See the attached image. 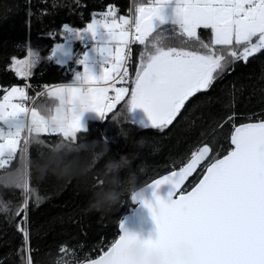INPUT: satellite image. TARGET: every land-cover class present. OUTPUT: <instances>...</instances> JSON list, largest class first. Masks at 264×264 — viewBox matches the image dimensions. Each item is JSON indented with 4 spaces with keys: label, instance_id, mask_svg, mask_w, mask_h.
Returning <instances> with one entry per match:
<instances>
[{
    "label": "trees",
    "instance_id": "obj_1",
    "mask_svg": "<svg viewBox=\"0 0 264 264\" xmlns=\"http://www.w3.org/2000/svg\"><path fill=\"white\" fill-rule=\"evenodd\" d=\"M151 1L0 0V101L8 89L21 87L26 76L48 86L73 81L82 67L78 61L90 44L83 38L72 40V58L61 62L52 47L70 38L71 31H65V25L82 29L109 7L119 17ZM178 29L168 23L156 31L172 33ZM197 34L200 41L210 42V29H198ZM196 43L195 39L182 37L173 46L193 50ZM129 49V92L112 112L88 118L85 128L71 140L60 133H41L25 148L23 136L15 157L0 168V264H28L29 260L31 264H77L95 257L99 248L106 250L117 237L118 221L132 205L129 173H135L137 188L178 168L206 144L213 150L211 159H206L188 179L182 188L186 191L206 164L230 150L233 124L264 118L262 50L247 62H235L208 90L190 98L167 128L142 124L127 102L145 48L132 42ZM30 52L34 53L35 63L31 74L22 77L16 72L15 61L28 59ZM56 104L57 100L45 92L32 108L49 116ZM233 115L234 121L225 122ZM140 138H145L143 147L137 146ZM122 155H128L130 167L120 170L117 176L108 171L106 162L119 160ZM141 164L143 171L138 168ZM18 170L23 173L27 190L17 186ZM113 189L122 193L119 201L105 203L97 210V201ZM25 204L22 222L17 212ZM18 227L26 230L27 237Z\"/></svg>",
    "mask_w": 264,
    "mask_h": 264
},
{
    "label": "snow or ice",
    "instance_id": "obj_2",
    "mask_svg": "<svg viewBox=\"0 0 264 264\" xmlns=\"http://www.w3.org/2000/svg\"><path fill=\"white\" fill-rule=\"evenodd\" d=\"M170 2L153 0L147 5L140 4L134 20L126 16L117 18L110 8L84 30L65 25V31H88L94 36L98 27L103 28L105 43L99 50L107 57L109 66L97 77L85 64V54L78 61L85 64L83 73H78L73 83L50 92L59 99V106L49 116L35 107H25L23 101L28 98L25 89L12 87L0 101V120L19 122L14 132L7 135L0 132V168L15 157L25 131L28 133L23 137L25 148L49 130L71 140L82 127L81 114L85 110L93 109L102 117L112 112L129 89L116 87L115 96L110 97L109 87L100 85L127 81L125 65L130 50H125L132 42L143 45L145 51L132 81L127 106L143 108L152 125L160 130L171 125L190 98L208 90L235 62H247L264 50V0H174L171 18L179 23V29L172 33L156 31L154 20L163 23L169 19L165 10ZM198 29L211 30L209 43L199 40ZM182 37L197 41L193 50L173 46ZM33 57L30 52L28 59L15 61L17 74L22 77L31 74ZM234 120L235 115L225 122ZM230 144L227 154L206 164L203 178L186 194L177 197V190L206 158L211 159L213 150L207 145L192 152L179 171L154 181L157 188L164 183L173 185L169 199L157 197L155 206L145 202L152 210L157 230L156 237L145 243L150 249L163 251L164 264H264V118L239 126L233 124ZM17 177V186L27 190L19 170ZM26 211L25 204L17 212L22 222ZM18 230L27 237L23 227ZM133 238L124 230L90 264H140L127 254ZM179 239L188 246L178 247Z\"/></svg>",
    "mask_w": 264,
    "mask_h": 264
},
{
    "label": "water",
    "instance_id": "obj_3",
    "mask_svg": "<svg viewBox=\"0 0 264 264\" xmlns=\"http://www.w3.org/2000/svg\"><path fill=\"white\" fill-rule=\"evenodd\" d=\"M131 111H132V114L137 118V120L139 122H141L142 124H145V125H152L150 118L148 117L147 113L144 111L143 108H140V107L133 108L131 106ZM257 121L258 120H251V121H245L242 123L257 122ZM242 123H239L235 126H239ZM232 131H233V129H232ZM232 131H231V133H232ZM230 136H231V134H230ZM229 142H230V137H229ZM204 145H206V144H203L200 147H203ZM225 154H227V152ZM225 154H223V155H225ZM223 155H221L220 157H222ZM220 157H218V158H220ZM188 159L178 168H174L172 170L161 173L158 176L149 180L148 182L144 183L143 185L137 187V189L140 190L139 198H137L134 193L130 194L129 199H130V202L132 205L129 207L128 211L125 212V214L122 216V218L118 221V224H117L118 235L114 239V241L119 238V235L123 234L124 230H127L129 233L136 234V235H138L144 239H147L150 237L151 238L156 237V235H157L156 223L152 217V211L149 209V207L146 206L145 202H150L153 206H155L157 197H160L164 200L169 199V192L173 191V185L170 183H164V184H161L157 188L154 186L153 183L155 180L161 179L165 175H170L173 171H179V169L181 167L186 165V163L188 162ZM214 161H215V159L212 160L211 162H214ZM204 162H202V164ZM211 162H209V163H211ZM200 166H198V168ZM198 168H197V170H198ZM204 170H205V168H204ZM204 170H203L202 174L200 175V177L197 179V181L189 189H187L186 191H182V188L184 187V185L186 184L188 179L190 177H192L195 174V172L190 177H188V179L185 180L184 184L181 185V188L177 190V197L179 194H186L187 192L191 191L199 183V180L203 178ZM174 196H175V193L173 192V197ZM183 243H186V241L183 239L177 240V246L178 247ZM110 245L107 247L106 250H104L98 256H95L91 259L83 260L77 264H90L91 260L98 259L100 255H103V253L108 250Z\"/></svg>",
    "mask_w": 264,
    "mask_h": 264
},
{
    "label": "crops",
    "instance_id": "obj_4",
    "mask_svg": "<svg viewBox=\"0 0 264 264\" xmlns=\"http://www.w3.org/2000/svg\"><path fill=\"white\" fill-rule=\"evenodd\" d=\"M152 2H153V0L150 3H152ZM150 3H147V4H150ZM173 7H174V0H171L169 6L166 8L165 11H166L167 15L169 16V19H168L169 20V24L176 25L179 28V23L178 22H174V20L171 18L172 17V8ZM110 8L113 9L112 7H109L104 12H102L100 14H97L94 18L95 19H101L102 18V14L107 12ZM117 18H119V17H117ZM86 26L84 28H82V29H77V30H84L86 28ZM105 37H106L105 30L103 28H99V27L97 28L95 36L91 32H88V31H81L79 33H77L76 31H71V35H70V38L68 40L55 43L53 45L52 49H54L56 45H59V47L56 48L54 53H55V55H57V57L60 59L61 62H67V61H69L72 58V52H73L72 51V40H74V39L79 40L81 38L85 39V41L90 44L89 47H87V49L85 51V54L87 55V59L85 61V64L87 65L88 69L92 72L93 75L99 77V76L102 75L104 68L109 66L108 62H107V57L105 56V54H103L99 50L101 47L104 46ZM100 62H104V64H105L103 69H100V67H99V63ZM85 64H82L81 69L78 70L75 73L73 81H71L69 83H64V84L51 85V86H49V88L47 90V93L50 95V92H52L53 89L59 88V87H62V86H67V85L73 83L74 80H75L76 75L78 73H83L84 68H85ZM116 84L119 85V84H123V83L121 81H117ZM10 90H11V88L8 89L4 95H6L7 92L10 91ZM50 96H53L57 100V104L55 105V107L53 109V113H52V114H55V110L59 106V99L55 95H50ZM2 100H3V98H2ZM13 102H18V101L14 100ZM87 112H88V109L85 110L81 114V125H82V127L79 130H82V129L85 128L86 121L89 118ZM1 125H2V122L0 121V132H2L3 134L7 135L4 132V130L1 129ZM48 133H57V132L49 131ZM60 134H62V133H60Z\"/></svg>",
    "mask_w": 264,
    "mask_h": 264
},
{
    "label": "clouds",
    "instance_id": "obj_5",
    "mask_svg": "<svg viewBox=\"0 0 264 264\" xmlns=\"http://www.w3.org/2000/svg\"><path fill=\"white\" fill-rule=\"evenodd\" d=\"M83 86V85H81ZM77 112H81V107L79 106V104L77 105ZM137 146L139 147H143L145 146V138H140L139 140H137ZM130 159L128 157V155H122L120 157L119 160H109L106 162V168L108 169V171H110L111 173H114L118 176V173L120 170H123L125 168H129L130 167ZM138 168L143 171L144 170V165L141 164L138 166ZM128 181L129 184L131 185V190L130 193H134L135 196L137 198H139L140 196V190L136 188L135 182V173H129L128 176ZM122 193L115 191V189H113L112 191H110L106 198H103L101 200L97 201V210H99V206H102L103 204L107 203V204H114L116 202L119 201L120 195ZM147 206V205H146ZM150 209V208H149ZM151 210V209H150ZM152 211V210H151ZM132 237H134L133 239H131L128 248H127V254L132 257L134 260L140 262V264H164V253L163 251L159 250V249H150L145 241L148 239H144L141 238L140 236L136 235V234H132ZM188 244L183 243L181 244L179 247L181 249L187 247Z\"/></svg>",
    "mask_w": 264,
    "mask_h": 264
},
{
    "label": "built area",
    "instance_id": "obj_6",
    "mask_svg": "<svg viewBox=\"0 0 264 264\" xmlns=\"http://www.w3.org/2000/svg\"><path fill=\"white\" fill-rule=\"evenodd\" d=\"M132 14H133V12H132V9L130 8L126 12V17L132 19ZM131 44L132 43L129 44V47H130ZM104 65H105L104 62H100L99 63L100 69H103ZM117 81H119V80H117ZM117 81L115 83L109 81L107 84H102L100 86L109 87L110 90L108 92V95L110 97H114V91H113V89H114V86L117 83ZM21 87H23L25 89V91L27 93V97H28L25 101H23V104H24V106H26L29 109L32 108V105L35 102V100L37 98H39L43 93L47 92V90L49 88V86L47 84H45V83H41V84L35 83V82L29 80L27 78V76L25 77V79H24L23 84L21 85ZM103 251L104 250L102 248H99V253L96 256H98L99 254H101ZM91 258L92 257H90V259Z\"/></svg>",
    "mask_w": 264,
    "mask_h": 264
},
{
    "label": "rangeland",
    "instance_id": "obj_7",
    "mask_svg": "<svg viewBox=\"0 0 264 264\" xmlns=\"http://www.w3.org/2000/svg\"><path fill=\"white\" fill-rule=\"evenodd\" d=\"M145 5H147V4H145ZM137 6H139V5H137ZM137 6H134V8H133V14H132V19L134 20V18H135V15H136V13H135V9H136V7ZM167 23H169V20L167 19L165 22H163V23H161L159 20H154V24L157 26L156 27V29L159 27V26H161V25H165V24H167ZM155 29V30H156ZM130 48V47H129ZM126 49L125 51L126 52H128L130 49ZM130 56H131V51H130ZM131 59L129 58L128 60H127V63H126V65H125V67H127V69H128V63H129V61H130ZM116 86H114V88H116V87H126V88H128L127 87V84H126V82L125 83H123V84H115ZM113 91H114V89H113ZM114 96H115V91H114ZM26 107V106H25ZM106 113H108V112H106ZM87 114H88V117L89 118H100V117H102L99 113H97L95 110H93V109H88V112H87ZM1 122H2V125H1V129L2 130H4V132L6 133V134H8V133H10V132H14L15 131V128H16V124L19 122V121H13V120H0ZM49 131H51V130H49ZM27 133V131H25L24 133H22V137L23 136H25V134ZM48 133V132H47ZM5 155H7V154H5Z\"/></svg>",
    "mask_w": 264,
    "mask_h": 264
}]
</instances>
